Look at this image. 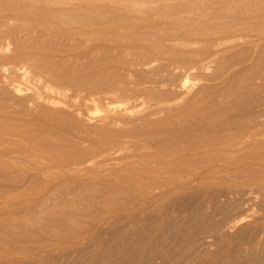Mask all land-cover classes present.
I'll list each match as a JSON object with an SVG mask.
<instances>
[{"label": "rangeland", "instance_id": "1", "mask_svg": "<svg viewBox=\"0 0 264 264\" xmlns=\"http://www.w3.org/2000/svg\"><path fill=\"white\" fill-rule=\"evenodd\" d=\"M16 1L0 264H264V0Z\"/></svg>", "mask_w": 264, "mask_h": 264}, {"label": "bare ground", "instance_id": "2", "mask_svg": "<svg viewBox=\"0 0 264 264\" xmlns=\"http://www.w3.org/2000/svg\"><path fill=\"white\" fill-rule=\"evenodd\" d=\"M16 1V0H15ZM14 0L13 1H5V2H3V3H1L0 4V16L2 17V16H6V15H4V14H6V12L7 13H9V16L11 17L12 15L11 14H21V13H29V11H30V13H31V11H32V13H33V10H27L28 12H26V9H34L36 6L34 5V8H33V5H30V3L29 2H26V3H24V2H22V1H20L19 3H17V1L15 2ZM19 1V0H18ZM24 3V4H22V3ZM32 3H34V2H32ZM40 4H42L41 2H40ZM31 7V8H30ZM46 7V6H45ZM37 8H39L38 6H37ZM43 8V7H42ZM39 9H41V8H39ZM36 11V9H34V13H36L35 12ZM41 12V11H40ZM46 13V12H45ZM38 14V13H37ZM100 14V13H99ZM8 15V14H7ZM101 15V14H100ZM9 17V18H10ZM102 17V16H101ZM101 17H99V18H101ZM98 18V19H99ZM103 19V18H102ZM17 88V87H16ZM17 90V89H16ZM20 89L18 88V91H19ZM115 107V106H114ZM226 111V110H225ZM222 112V111H221ZM200 113V112H199ZM211 114V113H210ZM184 115V114H183ZM204 115V114H203ZM209 116V115H208ZM191 118V117H190ZM219 118V117H218ZM186 120V119H185ZM223 122V121H222ZM221 122V123H222ZM263 122V121H262ZM200 123V122H199ZM224 124V123H223ZM152 125V124H151ZM155 126V125H154ZM194 126V125H193ZM148 127V126H147ZM152 127V126H151ZM173 128V127H172ZM190 128V127H189ZM193 128V127H192ZM200 128V127H199ZM171 129V128H170ZM174 129V128H173ZM207 129V128H206ZM249 129V128H248ZM175 130V129H174ZM179 130V129H178ZM176 131V130H175ZM189 131H190V129H189ZM247 131V130H246ZM219 132V131H218ZM129 133V132H128ZM173 133V132H172ZM244 133V132H243ZM131 134V133H130ZM144 135H147V134H144ZM169 135V134H168ZM251 136V135H250ZM253 136H255V135H253ZM173 138V137H172ZM252 138V137H251ZM235 141V140H234ZM227 142V141H226ZM231 143V142H230ZM252 143V142H251ZM186 145V144H185ZM245 146V145H244ZM168 147V146H167ZM172 147V146H171ZM217 147V146H216ZM194 148V147H193ZM257 148V147H256ZM195 149V148H194ZM206 149V148H205ZM166 150H168V149H166ZM188 150V149H187ZM174 151V150H173ZM233 151V150H232ZM186 152V151H185ZM189 152V151H188ZM150 154V153H149ZM156 154V153H155ZM158 154V153H157ZM215 154V153H214ZM148 157V156H147ZM165 157V156H164ZM213 157V156H212ZM184 158V157H183ZM218 158V157H217ZM156 159V158H155ZM157 159H158V157H157ZM203 159V158H202ZM168 160V159H167ZM196 161V160H195ZM205 161V160H204ZM122 165V164H121ZM187 165V164H186ZM198 165V164H197ZM163 166V165H162ZM183 166V165H182ZM189 166V165H188ZM171 167V166H170ZM166 168V167H165ZM145 169V168H144ZM182 169V168H181ZM179 170V169H178ZM159 172V171H158ZM189 175V174H188ZM115 176V175H114ZM131 176V175H130ZM124 180V179H123ZM140 185V184H139ZM149 188V187H148ZM141 191V190H140Z\"/></svg>", "mask_w": 264, "mask_h": 264}]
</instances>
